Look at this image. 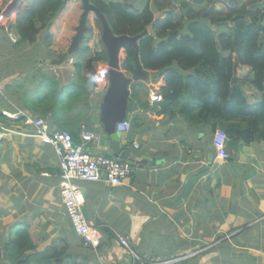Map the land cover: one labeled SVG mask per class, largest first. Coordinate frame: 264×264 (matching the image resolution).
<instances>
[{"label": "crops", "instance_id": "obj_1", "mask_svg": "<svg viewBox=\"0 0 264 264\" xmlns=\"http://www.w3.org/2000/svg\"><path fill=\"white\" fill-rule=\"evenodd\" d=\"M8 1L0 0V11ZM101 1L133 10L152 0ZM78 13L80 2L70 0L31 44L12 43L0 29V250L24 230L33 248L25 257L61 264H228L225 257L231 255L232 264H264V143L227 146L230 161L218 159L213 135L219 124L206 120L213 116L214 92L197 99V89L185 87L193 68H142L146 80L130 87L136 92L134 98L131 91L126 119L131 129L119 135L133 171L118 186L75 182L98 248L74 233L60 193L58 156L34 135L32 121L44 119L50 131H72L78 143L84 126L96 135L89 151L113 158L99 122L103 92L95 94L91 86L81 95L74 85L76 67L59 63L75 35ZM30 59L34 66H27ZM172 70L182 75V84L173 86ZM236 77L241 82L238 72ZM179 92L176 102L169 97ZM153 93L162 100L152 102ZM256 94L250 104L258 103ZM39 99L55 101L46 105ZM118 236L129 241L132 252Z\"/></svg>", "mask_w": 264, "mask_h": 264}, {"label": "trees", "instance_id": "obj_2", "mask_svg": "<svg viewBox=\"0 0 264 264\" xmlns=\"http://www.w3.org/2000/svg\"><path fill=\"white\" fill-rule=\"evenodd\" d=\"M90 2L99 8L114 35L137 36L150 27L148 34L138 41L140 64L144 56L143 69L163 72L173 69V62L179 69L193 68L192 75L186 78L185 87H195L197 99L214 96L210 100L215 105L209 107L213 116L206 120H215L219 124H214V127H219L226 134L227 146L240 142L264 143V43L256 46L252 40L254 35H264V0H252L248 4H244L243 0H222L220 3L219 0H152L137 10H130L125 3ZM66 5L65 0H34L25 7L16 21L11 23L19 43H34L38 34L50 27L52 20ZM249 7H253V10H248ZM177 11L178 18L173 21ZM156 13L160 14L157 19ZM184 22H188L186 35L181 34ZM94 25L99 30L100 39L89 28L80 53L70 57L65 54L63 61L61 58L59 61L65 63L68 58L73 59V66L79 73L74 85L84 91L81 95H86L87 89L93 85L92 79L83 78V75L87 73L91 76L99 64L108 60L101 40L102 23L95 18ZM220 29L223 31L217 37ZM153 35L167 39L153 49ZM89 42H92L91 47ZM123 51L126 58L122 69L133 76L132 73L136 71L134 48L125 45ZM235 57L237 60L233 61ZM240 60L245 65L242 67L249 68L246 76V79H250L248 84L261 94L259 104L248 102L241 85L244 82L237 77L236 83L230 85L233 66L239 64ZM169 72L173 76L169 79L173 86L183 83L182 75L173 70ZM211 91L214 92L213 96L210 95ZM180 93L169 97L176 102ZM133 97L136 98V92ZM54 101L39 99L38 102L48 105ZM68 132L78 143L76 134ZM31 249V240L26 231L18 230L8 246L0 250V264H61L56 260L52 262L51 258L45 261L43 256L25 257V252Z\"/></svg>", "mask_w": 264, "mask_h": 264}, {"label": "built area", "instance_id": "obj_3", "mask_svg": "<svg viewBox=\"0 0 264 264\" xmlns=\"http://www.w3.org/2000/svg\"><path fill=\"white\" fill-rule=\"evenodd\" d=\"M6 11L2 10L0 12V29L5 32L12 43H16L19 37L11 26L14 13L7 14ZM108 73L109 68L104 65L94 74L92 79L95 93H98L101 87L107 85ZM151 99L152 102L160 101L161 96L153 93ZM32 124L34 135L40 138L44 144L51 145L58 156L61 173L60 193L65 213L71 222L74 233L94 249L98 248L100 240L85 220L82 211L83 196L75 182H105L111 186H118L126 177L130 176L133 171V164L129 161H121L90 152L88 144L95 140L96 135L87 131L84 126L80 127V142L75 143L71 134L67 131H50L44 119L36 118L32 121ZM130 127L129 121H123L116 125V132L118 134L127 133ZM2 137L3 128L0 125V144ZM213 142L217 148L218 159L223 162L228 160V138L226 134L222 130L215 131ZM118 239L124 248L131 251L130 243L126 238L118 236ZM173 263L175 261L158 264Z\"/></svg>", "mask_w": 264, "mask_h": 264}, {"label": "water", "instance_id": "obj_4", "mask_svg": "<svg viewBox=\"0 0 264 264\" xmlns=\"http://www.w3.org/2000/svg\"><path fill=\"white\" fill-rule=\"evenodd\" d=\"M22 0H13L7 7V14L12 9L19 12V4ZM70 0H65L67 3ZM81 3L82 14L80 16L79 23L75 28V35L71 41L70 47L67 51V55L70 56L79 52L80 45L83 42L86 32L88 31L87 21L91 13L94 14L96 19L102 23V35L101 40L105 46L109 67L108 86L103 94L102 102L99 106V122L102 125L104 135L107 141V151L113 157L122 161L129 159L130 152L125 148L119 139L118 134L115 131V126L118 123L123 122L128 113L129 97L131 94L130 87L133 82L145 81L147 78L146 72L142 69L139 60V46L138 41L148 34V31H144L137 36H117L114 35L110 29L108 22L99 8L94 6L90 0H78ZM188 22L184 23V27L181 30L182 35L187 34ZM154 47L162 42H165L167 38H158L157 35H153ZM125 45L134 48V60H135V74L133 79L127 76L122 67V61L120 58V51ZM237 63L233 66V78L231 85L236 83L237 76ZM129 161V160H128Z\"/></svg>", "mask_w": 264, "mask_h": 264}, {"label": "rangeland", "instance_id": "obj_5", "mask_svg": "<svg viewBox=\"0 0 264 264\" xmlns=\"http://www.w3.org/2000/svg\"><path fill=\"white\" fill-rule=\"evenodd\" d=\"M222 0H219V2L218 3H220ZM252 0H243V3L244 4H248L249 2H251ZM263 6H264V4H263ZM218 7H220L219 5H218ZM263 8V7H262ZM137 10V9H140L136 4L133 6V10ZM248 10H253V7H249L248 8ZM81 14H79L78 13V15H77V18L75 17V20L77 21L78 20V18H79V16H80ZM178 15H179V11H177L175 14H174V19H173V21L174 20H176V18H178ZM94 18L91 16L90 18H89V20H88V27L89 28H93V33L95 34V37H97L98 36V34H97V30H95L94 29ZM185 23V22H184ZM148 30L150 31V27L148 28ZM222 29H220L219 31H217V32H219V34L217 33V37L222 33ZM150 33H152V31L150 32ZM75 34V33H74ZM93 34V35H94ZM64 36H67V33H65L64 34ZM74 36V35H73ZM98 39H100V37L98 38ZM18 40H19V38H18ZM252 40H253V42H254V44L256 45V46H258V45H260L261 43H264V35H259V36H257V35H254L253 36V38H252ZM94 43V42H93ZM87 45V44H86ZM88 45H89V47H91L92 46V42H89L88 43ZM153 46H154V41H153ZM101 46H100V43H99V41H98V48H100ZM69 49V48H68ZM153 49H156V48H154L153 47ZM80 53V51L79 52H77V54H79ZM67 55V51H65V50H63L62 52H60L59 53V55H58V57L60 56L61 57V61H63L62 60V56L63 55ZM122 58H125V55H124V51H123V53H122ZM152 57L154 56V55H151ZM142 57L144 58V56L142 55ZM143 58H141V66H145L144 65V63H143ZM235 60H237L236 59V57H235V59L233 60V61H235ZM263 60H264V55H263ZM60 64H62V63H60ZM65 64H66V66H73V64H74V61H71V59H67V61L65 62ZM176 64V62H173V66H177V64ZM27 66H34V63H33V61L30 59L28 62H27ZM62 66H64V65H62ZM237 66H245V65H242V62H241V60L239 61V64H237ZM238 69H240V70H238L237 72H238V77L240 78V80H241V82H244L245 84H247V85H249L250 84V79H249V77L246 79V76L248 75V72H249V68L248 69H246L245 67H238ZM133 74V76H134V73H132ZM132 76V77H133ZM173 76H172V74H170V75H168V78L170 79V78H172ZM248 82H249V84H248ZM132 88V87H131ZM242 89L245 91V95L247 96V98L249 99L252 95H253V93H256L257 91L254 89V88H252L251 86L250 87H245V86H243L242 87ZM251 90L250 92H247L246 90ZM133 90V89H132ZM131 90V91H132ZM132 93L134 94V91H132ZM256 95H258L259 96V101H258V104L261 102V98H260V94H256ZM232 258H233V256L231 255V256H228V257H225V260L227 261V263L228 264H232L230 261L232 260Z\"/></svg>", "mask_w": 264, "mask_h": 264}, {"label": "clouds", "instance_id": "obj_6", "mask_svg": "<svg viewBox=\"0 0 264 264\" xmlns=\"http://www.w3.org/2000/svg\"><path fill=\"white\" fill-rule=\"evenodd\" d=\"M13 0H9L8 1V4H7V6L4 8V11L5 10H7V7H8V5L12 2ZM34 0H22L21 2H20V4H19V12L17 13V10H15V9H12L11 10V13H14L13 14V18H14V16H16V14H17V16L21 13V11L24 9V6H26L28 3L30 4V3H32ZM69 2V1H68ZM67 2V3H68ZM81 4V3H80ZM29 6V5H28ZM82 8V7H81ZM1 12V11H0ZM91 16H93V18H94V20H95V16H94V14L93 13H91L90 15H89V18L91 17ZM12 18V19H13ZM89 18H88V20H89ZM13 22H15L16 21V19H13L12 20ZM87 26H88V21H87ZM91 29H92V31H93V28L91 27ZM94 29L95 30H97V34H98V37H99V30L95 27V25H94ZM88 30H89V27H88ZM87 33V32H86ZM101 35H102V33H101ZM83 41H84V39H83ZM83 43V42H82ZM82 43H81V45H80V49H81V46H82ZM80 51V50H79ZM122 53H123V49L120 51V58H121V61H122V64H123V62L125 61V58H122ZM68 56V55H67ZM71 56V55H70ZM70 56H68V57H70ZM69 59H71V61H73V59L72 58H69ZM108 61V60H107ZM104 65H106L107 67H108V65H107V62L106 63H104V64H99L98 66H100V68L98 69V70H95V72L90 76V78L92 79L93 78V76H94V74L97 72V71H99ZM97 66V67H98ZM109 68V67H108ZM121 69H122V67H121ZM123 70V69H122ZM127 73V72H126ZM108 75H109V73H108ZM128 76V75H127ZM132 79H133V77H131ZM92 82H93V79H92ZM107 86H108V76H107V85H105V86H103V88L101 89L100 88V90H99V92L98 93H95L94 92V82H93V85H92V91H93V93H95V94H99V93H102L103 92V94H104V92H105V90H106V88H107ZM102 97H103V95H102ZM161 100H162V96H161ZM160 100V101H161ZM156 102H158V101H156ZM126 119H127V117H126ZM124 120V121H129V120ZM122 123V122H121ZM119 124V123H118ZM117 125V124H116ZM131 126V125H130ZM130 129H131V127H130ZM58 131H65V130H58ZM115 131H116V126H115ZM130 131V130H129ZM128 131V132H129ZM68 132V131H67ZM90 132V131H89ZM127 132V133H128ZM93 133V132H92ZM117 133V132H116ZM118 134V133H117ZM124 134H126V133H124ZM119 135H121V134H118V136ZM111 158V157H110ZM115 159H117V158H115ZM229 159V158H228ZM119 160V159H118ZM122 161V160H121ZM126 161H128V160H126ZM227 161V160H226ZM225 161V162H226ZM130 162V161H129ZM132 163V162H131ZM133 164V163H132Z\"/></svg>", "mask_w": 264, "mask_h": 264}, {"label": "flooded vegetation", "instance_id": "obj_7", "mask_svg": "<svg viewBox=\"0 0 264 264\" xmlns=\"http://www.w3.org/2000/svg\"><path fill=\"white\" fill-rule=\"evenodd\" d=\"M129 77H132L131 75H128Z\"/></svg>", "mask_w": 264, "mask_h": 264}]
</instances>
